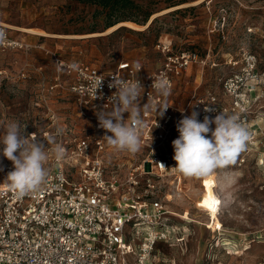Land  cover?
Listing matches in <instances>:
<instances>
[{
    "label": "built area",
    "instance_id": "obj_1",
    "mask_svg": "<svg viewBox=\"0 0 264 264\" xmlns=\"http://www.w3.org/2000/svg\"><path fill=\"white\" fill-rule=\"evenodd\" d=\"M0 27L8 33L0 50L30 48L5 24L0 23ZM155 49L162 60L153 68H146L142 61L125 60L105 69L53 53L54 81L38 91L36 105L44 106L40 103L46 104L50 95L58 101L64 90L71 98L73 115L85 124L64 122L56 108L45 106L48 126L38 133L28 131L36 133L41 142L54 136L65 155L57 160L55 145L49 144L46 181L22 198L0 179V264H153L158 245L171 247L174 240L182 239L175 235L179 227L172 219L181 215L170 209L172 195L166 192L172 189L173 179L165 178L176 173L167 148L172 146L182 113L190 115L195 110L200 121L205 115L214 117L217 111L236 115L250 133L245 151L264 146V131L254 125L258 116L253 108L264 95V69L259 70L255 52L242 49L236 57L230 56L226 61L228 73L219 77L214 87L192 92L181 106L171 100L176 80L190 64L204 65L206 59L194 48L174 47L171 40L159 41ZM136 62L143 66L138 73ZM72 63L77 69L69 67ZM95 74L105 77L103 99L93 100L91 94ZM114 74L129 81L138 79L144 88L140 105H147L141 113L146 127L142 131L143 147L136 154L107 145L102 140L105 131L99 128L94 114V108L101 109L116 91L108 87ZM161 78L170 88L167 97L151 87ZM164 103L169 108L161 118L157 109ZM206 106L217 111L206 113ZM57 129L63 132L58 135ZM239 160L244 161V157Z\"/></svg>",
    "mask_w": 264,
    "mask_h": 264
},
{
    "label": "rangeland",
    "instance_id": "obj_2",
    "mask_svg": "<svg viewBox=\"0 0 264 264\" xmlns=\"http://www.w3.org/2000/svg\"><path fill=\"white\" fill-rule=\"evenodd\" d=\"M134 2L152 12L151 22L144 29L123 26L112 33L104 29L107 13L91 3L0 0V23L31 45L27 50H0V126L18 121L22 128L27 125L25 135L38 133L48 126L45 106L56 108L64 122L85 124L73 115L71 98L64 90L58 101L50 95L46 104L40 103L44 106L36 105L38 91L54 81L52 53L105 69L125 60L142 61L146 68H153L162 60L156 44L170 39L174 47L196 48L202 56L208 47L214 51L220 64L212 67L207 62L199 68L203 86L214 87L229 71L224 59L236 57L242 49L255 52L259 70L264 69V0ZM253 109L258 116L254 125L264 131V95ZM167 149L174 155L172 146ZM0 168V179L13 170L3 156ZM175 171L165 177L173 179L172 189L166 192L172 195L170 209L182 217L172 218L179 227L175 235L182 239L174 240L171 247L158 245L153 264H264V146L244 150L234 163L205 177H186ZM208 190L222 199L214 218L197 205ZM126 258L132 260L130 255Z\"/></svg>",
    "mask_w": 264,
    "mask_h": 264
},
{
    "label": "clouds",
    "instance_id": "obj_3",
    "mask_svg": "<svg viewBox=\"0 0 264 264\" xmlns=\"http://www.w3.org/2000/svg\"><path fill=\"white\" fill-rule=\"evenodd\" d=\"M7 39L8 33L0 27V46ZM69 67L75 70L78 65L72 63ZM134 67L137 73L143 68L139 62ZM111 77L108 87L116 91L108 97V103L101 109L94 108L98 126L105 131L102 140L116 151L136 154L143 147L142 131L146 127L141 113L147 105H140L144 88L138 79L129 81L115 74ZM104 79L102 75H94L90 86L93 100L104 98ZM151 87L162 97L170 95L168 83L163 78L153 81ZM168 108L167 103L162 104L157 109V116L163 118ZM204 111L207 113L217 110L206 106ZM124 113L128 114L127 119L124 118ZM199 115L195 110L190 115L182 113V119L176 125L179 136L172 141V158L176 162L173 168L186 177H205L217 168L234 163L250 139L249 131L236 115L217 111L214 117L205 115L202 121L198 119ZM26 127L24 125L22 128L18 121L9 122L6 127L0 126V156L11 161L13 166L4 182L8 183L18 198L38 190L45 183L48 176L45 164L48 160L49 144L55 145L54 155L57 160L65 155L64 148L56 144L54 136L41 142L36 133L25 135ZM62 132L63 129H57L58 135ZM160 165L165 168L163 164Z\"/></svg>",
    "mask_w": 264,
    "mask_h": 264
},
{
    "label": "crops",
    "instance_id": "obj_4",
    "mask_svg": "<svg viewBox=\"0 0 264 264\" xmlns=\"http://www.w3.org/2000/svg\"><path fill=\"white\" fill-rule=\"evenodd\" d=\"M145 24H142V25H145ZM132 29H134V28H132ZM194 49H196V48H194ZM213 49L215 50V48H213ZM52 55H53V53H52ZM200 55H201V57H203V58L206 59V63L207 62H211L213 64V65H211L212 67L218 66V64H220V63H217L218 60L215 58L214 51L213 50L211 51V48L210 47H208V53H206L203 56H202V54H200ZM227 55L230 56L229 53H227ZM227 60L228 59H224V63L225 64H226V61ZM206 63L204 65H201V64H198V63H193V64H190L186 68V70L184 71V73L182 74V76L179 77L178 80H176V86L174 88V91L171 94V98H172L171 100L173 102H175L178 105L183 106L188 101V99H189V97H190V95H191L192 92H194V91L204 92L207 89H209V88L212 87L210 85L203 86V84L201 83L202 82V75L201 74H198L199 68H202L203 69V67L206 65ZM54 74H55V69H54ZM178 136H179V133H178V131L176 129V131H175V139L178 138Z\"/></svg>",
    "mask_w": 264,
    "mask_h": 264
},
{
    "label": "trees",
    "instance_id": "obj_5",
    "mask_svg": "<svg viewBox=\"0 0 264 264\" xmlns=\"http://www.w3.org/2000/svg\"><path fill=\"white\" fill-rule=\"evenodd\" d=\"M83 2L91 3L101 8L107 13V21L104 24V29L120 22V21H131L136 24H145L150 15L151 11H146L142 7L135 3L134 0H80ZM123 27V26H120ZM120 27L112 31L117 32ZM94 31V30H93Z\"/></svg>",
    "mask_w": 264,
    "mask_h": 264
},
{
    "label": "bare ground",
    "instance_id": "obj_6",
    "mask_svg": "<svg viewBox=\"0 0 264 264\" xmlns=\"http://www.w3.org/2000/svg\"><path fill=\"white\" fill-rule=\"evenodd\" d=\"M197 1H200V0H197ZM149 20L147 21V23L149 22ZM146 24L145 25H137V24L130 22V21H121V22H118V23L110 26L109 28H107L105 30V32H109V31L115 29L116 27H118L120 25L129 26V27L135 28V29H141V28H144L146 26ZM26 31H31V30L27 29ZM221 203H222L221 197L218 196L217 194H215L212 190H208V191L202 193V195L200 196V198L198 200L197 205L199 207H201L202 210L210 216V218H214L215 214L217 213V211L220 208L219 206L221 205Z\"/></svg>",
    "mask_w": 264,
    "mask_h": 264
},
{
    "label": "water",
    "instance_id": "obj_7",
    "mask_svg": "<svg viewBox=\"0 0 264 264\" xmlns=\"http://www.w3.org/2000/svg\"><path fill=\"white\" fill-rule=\"evenodd\" d=\"M151 20H152V19H151ZM151 20H150L148 23L146 22V23H147L146 27H147L148 24L151 22ZM120 26H124V25H120ZM120 26H119V27H120ZM117 28H118V27H117ZM115 29H116V28H115ZM115 29H113V30H115ZM136 30H138V29H136Z\"/></svg>",
    "mask_w": 264,
    "mask_h": 264
}]
</instances>
